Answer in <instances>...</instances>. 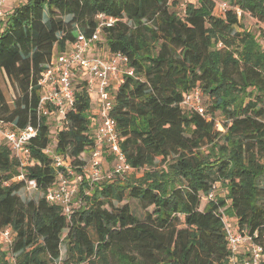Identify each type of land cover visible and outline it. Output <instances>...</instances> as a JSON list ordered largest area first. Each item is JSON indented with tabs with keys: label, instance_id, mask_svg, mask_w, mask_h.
<instances>
[{
	"label": "trees",
	"instance_id": "1",
	"mask_svg": "<svg viewBox=\"0 0 264 264\" xmlns=\"http://www.w3.org/2000/svg\"><path fill=\"white\" fill-rule=\"evenodd\" d=\"M230 5L224 13L216 0H21L5 8L0 75L10 101L0 89V128L38 132L23 168L0 131V227L16 233L12 248L0 244V264H232L225 215L262 247L264 264V46L235 9L264 33V0ZM98 14L116 19L100 43L125 55L133 72L113 90L110 112L132 170L92 185L84 178L66 214L44 195L56 181L45 149L54 143L81 170L95 147L93 103L75 75L74 106L52 130L39 113V80L79 32L96 30ZM196 88L204 115L182 105ZM29 180L37 200L19 195Z\"/></svg>",
	"mask_w": 264,
	"mask_h": 264
},
{
	"label": "built area",
	"instance_id": "2",
	"mask_svg": "<svg viewBox=\"0 0 264 264\" xmlns=\"http://www.w3.org/2000/svg\"><path fill=\"white\" fill-rule=\"evenodd\" d=\"M6 0H0V19L7 14L5 9ZM231 5L222 2L217 3V12L224 13ZM239 18L243 17V11L235 8ZM98 26L91 35L79 32L77 40L72 43L71 49L56 53L42 73L39 80L41 95L39 99V113L47 115L51 119V128L55 130L66 119L68 112L75 103V81L73 77L78 75L84 81L91 96L95 94V109L92 111L94 120L92 127L95 132V147L89 152V159H86L81 170L73 167L70 159L56 150L54 143H50L45 153L51 157L52 166L56 172L55 183L48 187L44 193L46 199L63 206L66 214L73 209V201L79 190V186L87 177L92 185L102 180H113L116 177H125L132 170L127 161L126 153L120 148L119 130L117 121L110 112L114 106L113 90L123 81L124 74L132 75L130 69H126L128 58L121 53H110L108 56H89V51L100 43V36L103 27L112 26L116 21L113 17L104 14L97 15ZM263 28H264V24ZM264 46V41H263ZM182 105L185 108L196 111L202 115L205 110L202 104L201 94L198 88L187 96ZM219 125V124H218ZM3 136L8 140L11 149L19 159L24 168L30 161L29 143L38 132V128L28 125L24 129L2 130ZM112 156V169L106 170L104 160ZM21 173L18 179H23ZM28 191L37 190L36 181H27ZM227 232V240L232 251V264H238L240 253L245 252L246 257L241 264H261L263 249L245 233L238 232L231 226L230 218L223 217ZM16 233L11 227H0V241L4 248H12ZM60 264V262H55Z\"/></svg>",
	"mask_w": 264,
	"mask_h": 264
},
{
	"label": "rangeland",
	"instance_id": "3",
	"mask_svg": "<svg viewBox=\"0 0 264 264\" xmlns=\"http://www.w3.org/2000/svg\"><path fill=\"white\" fill-rule=\"evenodd\" d=\"M10 1L9 3L14 6V5H17L20 3L21 0H8ZM217 3H222V2H226L228 4H231V0H216ZM242 20V23H243V27L249 31H251L252 33H254L257 38H258V41L260 43H263L264 41V33L262 32L261 30V27H260V24L257 23L256 19L252 18L250 15H245L241 18ZM99 44H102V46H104L105 44L104 43H99ZM0 89L5 93L7 99L10 101V94L5 86V84L3 83V80H2V77L0 75ZM96 100V95L93 94L92 95V101L94 103V101ZM95 109V104H93L92 106V111ZM90 155L89 153L86 155V159H89ZM104 167L106 168V170L110 171V169H112V161L109 160V158H107V160H104ZM262 185L264 186V178L262 179ZM225 190L224 188L220 189L219 191V195L222 196L223 194L225 195ZM19 195L21 196L22 199L24 200H31V199H39L41 196H42V193L40 191H37V190H32V191H28L26 189H22L20 192H19ZM135 210L138 212V214H142V211L141 209H139V206L138 204L133 201L132 202ZM230 222H231V226L235 229V223H234V218L231 216L230 218ZM0 244H1V241H0ZM2 248L3 245H2ZM64 249V247H63ZM244 253L243 256H240L239 255V258L237 260V263L238 264H241L243 259L246 257V254L245 252H242Z\"/></svg>",
	"mask_w": 264,
	"mask_h": 264
},
{
	"label": "crops",
	"instance_id": "4",
	"mask_svg": "<svg viewBox=\"0 0 264 264\" xmlns=\"http://www.w3.org/2000/svg\"><path fill=\"white\" fill-rule=\"evenodd\" d=\"M9 2L10 1L6 0L5 3L6 9L10 8ZM72 47H73L72 44H69L66 49H71ZM88 55L93 57V56H108L109 54L108 51L106 50V45L102 46V44H98L89 51Z\"/></svg>",
	"mask_w": 264,
	"mask_h": 264
}]
</instances>
